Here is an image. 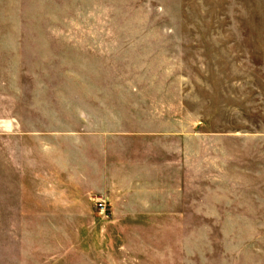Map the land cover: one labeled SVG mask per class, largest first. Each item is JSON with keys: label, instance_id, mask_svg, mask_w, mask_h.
Segmentation results:
<instances>
[{"label": "rangeland", "instance_id": "1", "mask_svg": "<svg viewBox=\"0 0 264 264\" xmlns=\"http://www.w3.org/2000/svg\"><path fill=\"white\" fill-rule=\"evenodd\" d=\"M241 38L242 0H0V264H50L54 225L13 206L65 198L50 169H81L100 146L84 132L180 118L240 137ZM239 149L196 186L234 207L171 225L170 264H244Z\"/></svg>", "mask_w": 264, "mask_h": 264}, {"label": "crops", "instance_id": "2", "mask_svg": "<svg viewBox=\"0 0 264 264\" xmlns=\"http://www.w3.org/2000/svg\"><path fill=\"white\" fill-rule=\"evenodd\" d=\"M122 127L83 133L82 139L92 138L100 146L86 150L79 171L50 169L65 198L13 206L20 223L48 218L54 225L53 246L39 250L50 256V264H170V241H185L180 231L170 235L171 225L179 230L192 218L199 221L203 208L220 210L222 218L223 210L226 217L234 207L203 203L196 189L203 162L226 167L234 147H240L244 264H264V0H242L240 137L187 132L186 120L180 118L176 126L159 129ZM92 197L104 201V215Z\"/></svg>", "mask_w": 264, "mask_h": 264}, {"label": "built area", "instance_id": "3", "mask_svg": "<svg viewBox=\"0 0 264 264\" xmlns=\"http://www.w3.org/2000/svg\"><path fill=\"white\" fill-rule=\"evenodd\" d=\"M95 208L100 213H105L107 211V206L105 205L104 202H102L100 200L99 201H96Z\"/></svg>", "mask_w": 264, "mask_h": 264}]
</instances>
